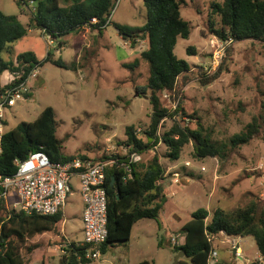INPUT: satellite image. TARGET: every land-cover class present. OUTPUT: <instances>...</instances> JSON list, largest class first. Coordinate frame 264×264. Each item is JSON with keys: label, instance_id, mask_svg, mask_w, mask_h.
Returning <instances> with one entry per match:
<instances>
[{"label": "rangeland", "instance_id": "rangeland-1", "mask_svg": "<svg viewBox=\"0 0 264 264\" xmlns=\"http://www.w3.org/2000/svg\"><path fill=\"white\" fill-rule=\"evenodd\" d=\"M184 1L180 15L191 31L188 38L177 39L173 52L190 65L191 73L181 91L183 113L177 118L193 129L198 123L203 136L220 148V155L197 158L191 141L182 147L178 160H169L162 143L140 155L137 162L144 165L157 154L164 169V180L159 182L167 187V196L160 216L156 220L137 221L128 241L109 245L104 254L100 253L98 259L88 264H136L144 260L173 264L176 254L170 239L182 240L175 232L191 213L203 207L211 216L217 208L229 213L252 202L260 206L264 203V42L219 41L212 33L220 24L211 4L222 0ZM30 10L31 4L18 6L16 0H0V11L16 15L24 26L28 24ZM145 17L143 0H117L109 24L101 29L85 27L71 31L61 36L60 47L38 30L27 31L8 44L1 53L4 60L15 61L19 54L31 52L42 64L37 77L29 82L28 100L18 101L6 111V129L32 122L41 111L51 107L55 135L64 155L92 161L124 157L127 153L121 142L125 140V129L133 126L136 135L142 137L148 127L150 92H136V89L142 92L148 76L147 64L139 58L145 42L131 48V41L124 40L114 24L139 28ZM188 47L194 50V55L187 54ZM48 51L52 60L60 59L66 67L44 61ZM224 55L221 74L208 85H202L200 80L217 70ZM134 59H138L135 67ZM8 76L7 71L3 72L0 84L6 83ZM175 94L159 93L161 106L175 110L179 101ZM254 116H260L262 121L259 133L248 143L232 147L230 139L241 133ZM175 118L163 119L158 133L168 131ZM81 211L78 184L73 182L56 231L21 243L24 261L32 264L35 259H43L44 264H59L65 244L82 242L78 243L81 236L77 230ZM236 241L241 248L240 258L233 257L231 252L232 242ZM34 244L38 247L28 253L27 248ZM213 244L220 264L260 262L252 236L237 240L220 234Z\"/></svg>", "mask_w": 264, "mask_h": 264}, {"label": "trees", "instance_id": "trees-1", "mask_svg": "<svg viewBox=\"0 0 264 264\" xmlns=\"http://www.w3.org/2000/svg\"><path fill=\"white\" fill-rule=\"evenodd\" d=\"M18 6L32 5L28 12V24L24 26L16 15H6L0 11V75L21 72L24 80L36 66L42 63L31 52L19 54L15 61L4 60L1 56L8 44L22 38L29 30H38L49 40L57 42L61 36L85 27L101 29L110 23L109 18L117 0H16ZM184 0H143L146 11L144 24L131 29L114 24V28L124 40L131 41V48L138 42H145L146 47L139 53V58L146 62L148 76L145 87L139 94L149 90L148 102L151 107L149 124L142 137L136 135L135 128L125 129V140L121 142L126 150L122 158L113 157L115 165L106 168L105 191L107 199V238L99 246L104 254L109 245L128 241L132 226L141 219H157L166 202L167 187L159 181L164 180V169L157 154H153L147 164L131 163L129 171L119 164L127 163L130 154L142 155L153 150L159 143L167 148L169 160H178L182 147L192 142L193 153L197 158L216 157L220 148L208 137L203 136L201 127L185 126L177 116L183 113L181 91L190 80L191 67L174 55L177 39L188 38L191 27L180 15ZM212 12L219 18L220 27L213 29V35L222 42L253 40L264 42V0H222L211 4ZM95 19V23L91 20ZM57 47V48H58ZM229 50H226L228 53ZM187 54L194 55L190 47ZM227 55V54H226ZM226 55L217 70L200 80L208 85L222 72ZM44 61H51L59 67H66L60 59L52 60L48 51ZM138 59L132 62L133 67ZM175 92L179 98L176 109L170 111L161 106L159 93ZM175 118L168 131L158 133L163 119ZM260 116H254L244 130L230 139V145L236 147L246 144L259 133ZM7 126V124H6ZM56 122L51 107L45 108L32 122L18 123L14 128H5L1 140L0 175L8 176L15 172L14 161L22 160L30 152L41 151L53 163H65L81 156H66L62 153L61 142L55 135ZM109 158L103 157L101 161ZM94 161V162H95ZM140 167V168H139ZM111 179L113 182L111 184ZM62 222V210L52 216L27 214L22 211L6 210L0 203V264H28L20 253L21 243L27 239L46 232L56 231ZM182 236L179 246H170L174 254L183 252L184 256L176 264H208L210 252L215 249L212 239L224 233L231 238L252 236L257 247L260 262L264 264V203L255 202L244 208L226 213L221 208L213 211L211 216L206 208H199L190 214L180 230L175 232ZM26 247V246H25ZM37 244L27 248L30 253ZM26 249V248H25ZM84 248L75 243L65 244L59 264H88L84 257ZM218 264V261L216 262ZM215 263V264H216ZM32 264H44L43 259H35ZM136 264H154L152 261H140Z\"/></svg>", "mask_w": 264, "mask_h": 264}, {"label": "built area", "instance_id": "built-area-1", "mask_svg": "<svg viewBox=\"0 0 264 264\" xmlns=\"http://www.w3.org/2000/svg\"><path fill=\"white\" fill-rule=\"evenodd\" d=\"M91 22L95 23V19ZM21 75V72L9 74L8 81L0 84V153L7 124L5 113L18 101L28 100L29 82L37 77L38 67L32 69L24 80H20ZM139 159L140 155L132 153L127 163L118 166L128 172L130 164ZM115 164L113 158L94 162L79 157L65 163H53L41 151L30 152L26 158L14 161L15 172L12 175H0V203L6 210L52 216L63 210L73 182H76L82 203V242L79 247L84 248L86 259H98L99 246L107 238L106 168ZM209 239L217 240V237ZM170 241L174 246L182 243V240L173 237ZM231 252L233 257L240 258L238 241L232 242ZM216 256L217 252L213 249L208 264H215Z\"/></svg>", "mask_w": 264, "mask_h": 264}, {"label": "crops", "instance_id": "crops-1", "mask_svg": "<svg viewBox=\"0 0 264 264\" xmlns=\"http://www.w3.org/2000/svg\"><path fill=\"white\" fill-rule=\"evenodd\" d=\"M30 31V30H29ZM172 193V192H171ZM163 208V207H162ZM162 210V209H161ZM82 212V211H81ZM161 212V211H160ZM160 212H159V216H160ZM134 226V225H133ZM133 226H132V228H133ZM78 232H79V234H80V236H81V238H80V240H78V243L82 240V222H81V215L79 216V225H78ZM164 232V231H163ZM162 232V233H163ZM131 233H132V229H131ZM220 235V234H219ZM130 236H131V234H130ZM240 240L241 238L239 237V238H237V240ZM216 240V239H215ZM75 241V240H74ZM226 241V240H225ZM77 242V241H76ZM221 242H223V241H221ZM220 242V243H221ZM218 264H220L219 262H218Z\"/></svg>", "mask_w": 264, "mask_h": 264}, {"label": "water", "instance_id": "water-1", "mask_svg": "<svg viewBox=\"0 0 264 264\" xmlns=\"http://www.w3.org/2000/svg\"><path fill=\"white\" fill-rule=\"evenodd\" d=\"M137 95V94H136ZM112 182H113V179H111V184H112ZM184 256V253L183 252H178L176 255H175V257H174V263L173 264H176L177 263V260L178 259H180V258H182Z\"/></svg>", "mask_w": 264, "mask_h": 264}]
</instances>
